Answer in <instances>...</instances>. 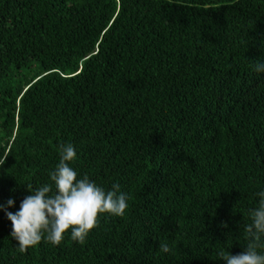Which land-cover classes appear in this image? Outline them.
Instances as JSON below:
<instances>
[{
	"label": "trees",
	"instance_id": "16d2710c",
	"mask_svg": "<svg viewBox=\"0 0 264 264\" xmlns=\"http://www.w3.org/2000/svg\"><path fill=\"white\" fill-rule=\"evenodd\" d=\"M261 62L264 0H0V264L244 251L264 190ZM67 143L79 176L119 183L129 207L101 214L84 244L69 230L21 252L6 212L53 183Z\"/></svg>",
	"mask_w": 264,
	"mask_h": 264
},
{
	"label": "clouds",
	"instance_id": "9594fccd",
	"mask_svg": "<svg viewBox=\"0 0 264 264\" xmlns=\"http://www.w3.org/2000/svg\"><path fill=\"white\" fill-rule=\"evenodd\" d=\"M257 72H264V62L254 65ZM7 155L0 159L3 165ZM77 152L71 143L59 145V162L49 172L52 184L29 188L31 193L19 206V211L6 212L11 222V236L18 242L21 252L38 245L46 239L59 245L66 232L70 231L73 241L84 244L89 232L96 228L101 214L123 216L129 207V196L121 190L119 183H113L105 190L90 180L87 175L80 177L72 162ZM54 185V187H53ZM258 206L250 209L251 223L244 226L247 244L237 254L221 252L224 264H264V190L257 192ZM14 201L9 199L7 206ZM0 205V208H3ZM164 253L171 251L167 244H161Z\"/></svg>",
	"mask_w": 264,
	"mask_h": 264
},
{
	"label": "rangeland",
	"instance_id": "374dc122",
	"mask_svg": "<svg viewBox=\"0 0 264 264\" xmlns=\"http://www.w3.org/2000/svg\"><path fill=\"white\" fill-rule=\"evenodd\" d=\"M37 70V66L35 64H32L31 67L26 70V74H33Z\"/></svg>",
	"mask_w": 264,
	"mask_h": 264
}]
</instances>
